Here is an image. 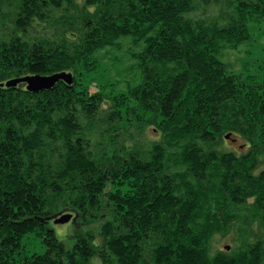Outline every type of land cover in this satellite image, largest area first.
Wrapping results in <instances>:
<instances>
[{"label":"trees","instance_id":"trees-1","mask_svg":"<svg viewBox=\"0 0 264 264\" xmlns=\"http://www.w3.org/2000/svg\"><path fill=\"white\" fill-rule=\"evenodd\" d=\"M263 24L264 0H0V264H264V66L223 61Z\"/></svg>","mask_w":264,"mask_h":264},{"label":"rangeland","instance_id":"rangeland-1","mask_svg":"<svg viewBox=\"0 0 264 264\" xmlns=\"http://www.w3.org/2000/svg\"><path fill=\"white\" fill-rule=\"evenodd\" d=\"M264 24L263 27L259 28L257 31H254V42L252 44H247L246 46L241 47L237 51H227L224 52V62L229 63L231 68L236 72H241L242 68L244 67L245 62H248L251 67L249 71L251 73L254 72V68L259 66H264ZM249 52V53H248ZM115 55H118L119 60L116 63H111V58ZM130 62L128 57L123 56L121 54H117L112 52L109 57H106L102 63V68L99 72V80L105 81L114 79H121V73L123 70L129 66ZM264 69V67H263ZM264 73V70L259 71V74ZM149 131V130H148ZM150 136L151 132H147ZM228 145V144H227ZM264 168V160L259 165V169ZM49 227L54 229L55 235L58 239L64 240L67 234L73 231V225L71 222L63 223V224H55L54 222L49 223ZM25 243L28 244V249L34 252H42V246L40 240L29 236ZM229 237L223 238L220 236H215L213 239V249L220 248L222 249L223 245L230 244Z\"/></svg>","mask_w":264,"mask_h":264},{"label":"water","instance_id":"water-1","mask_svg":"<svg viewBox=\"0 0 264 264\" xmlns=\"http://www.w3.org/2000/svg\"><path fill=\"white\" fill-rule=\"evenodd\" d=\"M59 80H62L66 83L71 84L72 83V74L61 72V73H55L51 75L41 76V75H27L22 77H15L11 80L6 81L5 83H1V86H16L19 83H22L25 85L26 89L29 91H40V90H47L52 88L56 82ZM229 137V134L226 135V138ZM72 219L71 214H61L58 217H56L53 222L55 224H63L67 223ZM229 247L226 246V249Z\"/></svg>","mask_w":264,"mask_h":264}]
</instances>
